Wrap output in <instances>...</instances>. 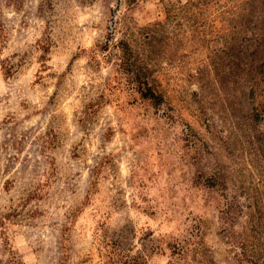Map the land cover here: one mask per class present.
Listing matches in <instances>:
<instances>
[{
  "label": "rangeland",
  "instance_id": "obj_1",
  "mask_svg": "<svg viewBox=\"0 0 264 264\" xmlns=\"http://www.w3.org/2000/svg\"><path fill=\"white\" fill-rule=\"evenodd\" d=\"M0 264H264V0H0Z\"/></svg>",
  "mask_w": 264,
  "mask_h": 264
},
{
  "label": "trees",
  "instance_id": "obj_2",
  "mask_svg": "<svg viewBox=\"0 0 264 264\" xmlns=\"http://www.w3.org/2000/svg\"><path fill=\"white\" fill-rule=\"evenodd\" d=\"M147 93H149L148 95H144V96H151V98H154V93L153 90L151 89V87H149V85L147 86Z\"/></svg>",
  "mask_w": 264,
  "mask_h": 264
}]
</instances>
